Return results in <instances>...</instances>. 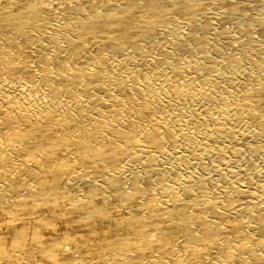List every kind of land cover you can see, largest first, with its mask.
<instances>
[{"label":"bare ground","instance_id":"6f19581e","mask_svg":"<svg viewBox=\"0 0 264 264\" xmlns=\"http://www.w3.org/2000/svg\"><path fill=\"white\" fill-rule=\"evenodd\" d=\"M0 264H264V0H0Z\"/></svg>","mask_w":264,"mask_h":264}]
</instances>
